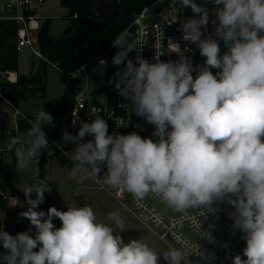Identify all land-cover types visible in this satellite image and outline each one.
I'll return each mask as SVG.
<instances>
[{"label":"clouds","instance_id":"1","mask_svg":"<svg viewBox=\"0 0 264 264\" xmlns=\"http://www.w3.org/2000/svg\"><path fill=\"white\" fill-rule=\"evenodd\" d=\"M179 2L199 15L182 24L183 39L206 57L195 78L184 55L188 49L182 52L171 39L167 52L176 53L178 60L164 62L156 56L154 63L139 55L135 63L127 59L129 52L144 46L127 31L112 41L119 49L112 64L126 62L115 74V88L131 102V111L155 126L158 140L135 132L110 135L106 120L95 115L91 123L81 122L77 135H63L65 143L75 145L63 153L73 162L69 174L79 183L91 179L124 190L137 201L153 194L181 214L195 209L205 217L216 211V201L226 202L235 210L232 227L241 230L246 241V259L238 254L233 264H264V0H211L222 5L215 10V35L228 49L223 55L217 39L201 38L209 10L194 0ZM99 63L104 67L107 61ZM211 69L218 71L213 74ZM34 117L28 121L27 140L17 137L12 142L18 173L49 149L43 127L53 125V116L41 108ZM87 135L93 139L84 142ZM104 165L107 170L101 176ZM47 191L45 180L24 185L29 207L20 216L30 221L36 234L13 236L0 227V243L7 250L0 264H158L160 255L166 264H185L189 256L202 254L197 244L190 253L176 247L158 252L141 239L125 243L118 212L101 220L88 205L37 211ZM6 198L9 207L22 206L17 197ZM54 218L62 222L59 228Z\"/></svg>","mask_w":264,"mask_h":264},{"label":"built area","instance_id":"2","mask_svg":"<svg viewBox=\"0 0 264 264\" xmlns=\"http://www.w3.org/2000/svg\"><path fill=\"white\" fill-rule=\"evenodd\" d=\"M51 0H0V21L11 22L16 26V49L18 52L28 50L36 57L42 58L46 63L56 67L48 59V55H42L39 34L44 22L43 8ZM98 0H92V6ZM118 2L116 9L121 7ZM201 2V0H199ZM203 7V6H202ZM218 7H222L218 6ZM217 7V8H218ZM206 8V7H205ZM208 9V8H207ZM209 10V24L201 28L202 39H217L220 46V55L228 51L223 41L215 35L218 20L215 15L216 8ZM94 15V14H93ZM192 18H199L190 8H182L179 0H155L149 4L142 3V8L132 18L128 27L123 31L130 34L131 39H138L144 46L141 50L129 52L127 59L136 62L139 55L150 63L155 62L156 56L164 62L178 60L176 53H168V40L179 43L184 55L191 61L196 76V69L205 65L206 57L200 54L199 48L191 41L183 39V22ZM114 56L119 49L110 46ZM182 55V53H180ZM95 60V67L90 71L85 67L78 70L82 80L80 89L74 95L68 116L64 121L63 131L77 135L81 122L91 123L99 115L108 124V133L116 130H130L134 125L135 113L131 111V102L119 94L115 88L118 77L117 71H123L126 62L114 66L112 82L107 80L109 66L102 67ZM213 74L218 70L211 69ZM73 121H76L73 123ZM122 126H118L121 122ZM65 129V130H64ZM49 145L59 147L58 138L51 135L50 130H43ZM59 135V134H58ZM87 135L84 142L92 140ZM72 143V142H70ZM63 151V150H62ZM64 152V151H63ZM114 199L122 203L127 210L136 216L141 222L150 226L156 238L168 247L185 249L190 253L199 245L200 253L189 256V264H233V257L243 256V233L234 229L232 213L234 208L223 201H216L212 207L214 213H206L204 217L198 210H189L187 214H181L168 208L159 197L149 194L143 201L135 200L131 194L124 190L103 187ZM128 203V205L126 204ZM207 233L208 238H202L201 233Z\"/></svg>","mask_w":264,"mask_h":264},{"label":"rangeland","instance_id":"3","mask_svg":"<svg viewBox=\"0 0 264 264\" xmlns=\"http://www.w3.org/2000/svg\"><path fill=\"white\" fill-rule=\"evenodd\" d=\"M119 1L121 0H98L97 3L92 6V14L95 16L101 14L113 15L118 10L116 7ZM125 1L126 0H123L121 3L123 4ZM60 2L61 0H51L43 8V14L46 15L47 13V15H49V17H46L50 20L49 36H51V32L55 40L56 37L63 36L65 29L69 26V20L66 17L68 11L60 5ZM194 2L208 9L218 7L214 5L211 0H201V2H199V0H194ZM197 16L199 15L197 14ZM38 58L31 55L28 50L20 51L18 71L25 75L32 74L36 70ZM39 59L43 60L42 58ZM46 80L47 85L44 94L40 91H35L28 94L25 99L20 100L18 103V108L30 120L35 118L34 115L40 111L41 108L45 110L47 100L61 97L64 93V84L61 79L60 71L49 64L46 66ZM10 82L12 81L9 80L7 71L0 74V90L6 83ZM16 82L17 81L14 83ZM29 88L31 91L35 90L34 87L29 86ZM1 95L5 96L0 91V96ZM12 111L10 107L0 106V119H7V123L12 125L15 123ZM46 126L43 127V130H47ZM132 132L139 134L142 138H151L154 141L158 140V137L154 135L155 126L149 124L144 117L136 114L134 115V125L132 129L116 130L108 134L126 135ZM63 135L64 131L62 129L59 135L54 137L58 138L59 147L49 145V149L42 150L37 160L31 161L25 170L18 173L16 171L15 146H13L12 142L17 137L26 141V133L9 129L0 130V160L2 165L6 168V174H2L0 171V189L7 195L17 197L22 205L18 207H7V196L1 197L4 201V205H1L0 202V216L3 218L2 221H0V227L13 236L24 231H29L31 236H35L36 230L34 226L30 224L29 220L20 216V213L27 211L29 207L22 190L25 184H34L39 180H45L50 186V191L44 193V203L39 205L36 209L37 211H44L47 213L49 207L53 206L60 211H67L68 207H83L84 205H88L93 208L94 213L101 220H105L110 212H118L124 220V231L120 232L119 235L125 243L133 239H141L158 252L166 251L169 247L156 238L150 226L144 224L136 216L131 214L122 203L114 199L103 188L109 186L97 183L91 179L86 180L84 183H79L78 180L71 178L69 169L73 166V162L67 156L63 155V153L73 151L75 145L70 142L65 143L62 139ZM106 170V165L102 166L100 175L103 176ZM31 198L35 199V193L32 194ZM126 204L128 205V203ZM53 223L55 227L59 228L62 222L58 218H54ZM243 247H246L245 240L243 241ZM34 251H38V248L34 249ZM4 254H7V250L3 249L2 243H0V255ZM158 264H166L162 255L159 257ZM185 264H188V262L186 261Z\"/></svg>","mask_w":264,"mask_h":264},{"label":"trees","instance_id":"4","mask_svg":"<svg viewBox=\"0 0 264 264\" xmlns=\"http://www.w3.org/2000/svg\"><path fill=\"white\" fill-rule=\"evenodd\" d=\"M153 1L155 0H134L124 13L113 18L114 14L93 15L92 0H61L60 5L68 11L66 17L70 25L57 40L49 36L50 20L44 21L39 34L41 51L43 55H48L49 61L60 71L64 84L63 95L49 99L45 104V111L53 116L52 137L62 131L73 97L80 89L82 80L78 70L85 67L90 71L95 67V60L103 56L109 66L107 80H112L113 55L110 51L112 41L128 27L134 15L141 10L142 3L149 4ZM16 40V26L11 22L0 21L1 73L18 70L19 53L16 49ZM42 82L43 78L39 71L32 77L19 75L16 83H6L0 91L18 108L19 101L33 93L26 91L30 89L29 86H40L38 91L44 94L46 85H42ZM28 128V120L18 116L17 129L12 131L26 133ZM0 171L6 174V168L1 160Z\"/></svg>","mask_w":264,"mask_h":264},{"label":"crops","instance_id":"5","mask_svg":"<svg viewBox=\"0 0 264 264\" xmlns=\"http://www.w3.org/2000/svg\"><path fill=\"white\" fill-rule=\"evenodd\" d=\"M42 13H43V11H42ZM44 15V18H45V20H47V18L46 17H49V15H47V13H46V15L45 14H43ZM44 20V21H45ZM44 23V22H43ZM69 25H70V23H69ZM67 29V28H66ZM65 29V30H66ZM51 30V29H50ZM50 35L51 36H54L51 32H50ZM19 53V52H18ZM30 54H31V52H30ZM31 55H33V54H31ZM33 56H35V55H33ZM36 57V56H35ZM18 58H19V55H18ZM38 58V57H37ZM37 67H36V70H35V72H33L32 74H30V75H26V76H28V77H32L33 75H35L38 71L40 72V74H41V76H42V78H43V82H42V85H47V80H46V69H45V67L48 65V63H46L45 61H43V60H40L39 58L37 59ZM50 65V64H49ZM52 66V65H51ZM52 67H54V66H52ZM54 68H56V67H54ZM57 69V68H56ZM7 73H8V75H9V80L10 81H12V83H14L15 81H17V78H18V76L19 75H25V74H21L18 70L17 71H7ZM15 74V79L13 80V78H12V74ZM0 74H2L1 72H0ZM30 87H33V86H30ZM35 88V90H33V91H31L30 89H28V90H26V91H31V92H35V91H38V89L40 88V86H36V87H34ZM17 89H19V87H17ZM0 106H6V107H10V108H12V116H13V118H15V123H13L12 125H10V124H8L7 123V119H0V130H2V129H5V130H7V129H9V130H16L17 129V121H16V119H17V112H16V110L17 109H19V108H16L15 106H13L6 98H5V96H0ZM19 111L22 113V111L19 109ZM25 119H27L28 121H30V119L25 115V117H24ZM47 127V130H50V129H52V125H47L46 126ZM15 197V196H11V195H7V194H5L1 189H0V202H1V205H4V201L2 200V198L3 197ZM2 197V198H1ZM7 207H8V205H7Z\"/></svg>","mask_w":264,"mask_h":264},{"label":"water","instance_id":"6","mask_svg":"<svg viewBox=\"0 0 264 264\" xmlns=\"http://www.w3.org/2000/svg\"><path fill=\"white\" fill-rule=\"evenodd\" d=\"M134 0H126L124 4L121 5V7L114 13L113 18H115L117 15L124 13L126 8L133 2ZM62 36L56 37V40Z\"/></svg>","mask_w":264,"mask_h":264},{"label":"bare ground","instance_id":"7","mask_svg":"<svg viewBox=\"0 0 264 264\" xmlns=\"http://www.w3.org/2000/svg\"><path fill=\"white\" fill-rule=\"evenodd\" d=\"M12 78H13V80L15 79V74L14 73L12 74Z\"/></svg>","mask_w":264,"mask_h":264}]
</instances>
